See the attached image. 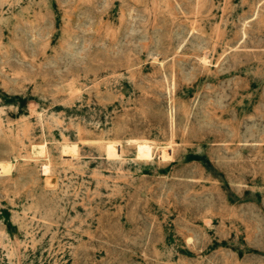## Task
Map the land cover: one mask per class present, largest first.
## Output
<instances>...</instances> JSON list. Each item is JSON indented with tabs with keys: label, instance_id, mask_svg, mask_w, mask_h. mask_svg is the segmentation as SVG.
<instances>
[{
	"label": "rangeland",
	"instance_id": "rangeland-1",
	"mask_svg": "<svg viewBox=\"0 0 264 264\" xmlns=\"http://www.w3.org/2000/svg\"><path fill=\"white\" fill-rule=\"evenodd\" d=\"M0 264H264V0H0Z\"/></svg>",
	"mask_w": 264,
	"mask_h": 264
},
{
	"label": "bare ground",
	"instance_id": "bare-ground-1",
	"mask_svg": "<svg viewBox=\"0 0 264 264\" xmlns=\"http://www.w3.org/2000/svg\"><path fill=\"white\" fill-rule=\"evenodd\" d=\"M166 151H168V148L166 150H163L164 153H166ZM43 169H44V171L46 173H48L50 171V165L49 164H45Z\"/></svg>",
	"mask_w": 264,
	"mask_h": 264
}]
</instances>
